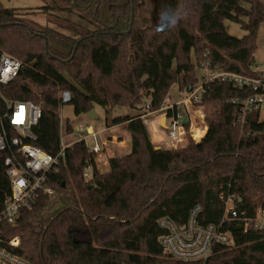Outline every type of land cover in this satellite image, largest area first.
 <instances>
[{"label": "trees", "instance_id": "trees-1", "mask_svg": "<svg viewBox=\"0 0 264 264\" xmlns=\"http://www.w3.org/2000/svg\"><path fill=\"white\" fill-rule=\"evenodd\" d=\"M45 1L31 14L61 19L58 28L26 21L0 1V56L21 62L18 76L0 85V134L4 126L9 137L17 136L4 120L7 103L32 102L41 107L34 144L58 156L62 132L74 130L60 119L62 94L69 92L67 104L76 116L102 106L107 128L122 126L130 151L110 156L102 171L87 142L66 147L47 173L46 185L55 197L43 195L22 208L14 224L2 221L0 247L32 264H264V230L244 223L264 209V112H243L244 101L254 94L251 88L205 84L201 105L214 107L206 117L207 133L200 141L188 134L187 144L176 149H155L143 114L110 115L116 107L140 105L144 113L161 111L174 86L182 94L202 81L206 63L209 70L264 84V74L254 69L264 4ZM226 21L247 34L230 35ZM7 155L0 151V214L12 194ZM230 195H236L239 217L224 220ZM198 206V222L221 226L234 244H218L211 257L193 263L166 256L159 221L183 225ZM17 237L19 244L10 246Z\"/></svg>", "mask_w": 264, "mask_h": 264}, {"label": "built area", "instance_id": "built-area-1", "mask_svg": "<svg viewBox=\"0 0 264 264\" xmlns=\"http://www.w3.org/2000/svg\"><path fill=\"white\" fill-rule=\"evenodd\" d=\"M21 62L7 54L0 56V85H5L14 80L20 71ZM202 81L189 91L181 94L179 101L167 99L161 111L157 113H144L141 118L148 125L149 116L152 114L163 115L166 118L165 130L168 143L173 149L179 148L184 142L186 129L193 125L196 115L202 118L203 128L206 129L204 112L201 113V102L205 92V84L210 82H229L239 88H251L254 94L249 96L243 105L244 116L250 112H264V84L262 80L232 72L209 70L208 63L201 67ZM71 100L69 92H63L62 102L67 104ZM41 117V107L32 102H9L4 120L16 132L17 136L9 137L7 130L2 129L0 134V151H8L4 160L6 172L11 181V197L6 201L0 214L2 221L14 224L22 208L32 206L43 195L54 198L56 192L46 185L47 173L58 164L59 158L64 156L63 147L56 157H52L39 149L34 142L37 135L34 127ZM185 118L188 125H184ZM207 130V129H206ZM72 144L93 139L94 145L90 146L93 153L99 155L104 151L108 141L98 142L99 132L89 133L87 128L79 126L73 130ZM71 144V145H72ZM88 173V172H87ZM86 178L89 175L86 174ZM223 198V195L221 196ZM236 195H230L225 201V218H238ZM202 208H194L187 222L177 225L169 219H161L159 226L164 229V234L159 238L163 253L183 263H193L207 260L212 256L214 247L218 244L233 245L234 239L229 232L221 230V226L202 225L198 222ZM244 216V214H243ZM245 228L253 225L255 229L264 230V209H260L255 219H244ZM17 239L10 242V246H17ZM0 264H32L5 248L0 247Z\"/></svg>", "mask_w": 264, "mask_h": 264}, {"label": "rangeland", "instance_id": "rangeland-1", "mask_svg": "<svg viewBox=\"0 0 264 264\" xmlns=\"http://www.w3.org/2000/svg\"><path fill=\"white\" fill-rule=\"evenodd\" d=\"M0 1L3 3L5 7L18 10V12L22 14L24 20L26 21L30 22L31 20V22H35L44 26L49 25L55 28H58L57 26H60V23L64 24L61 19L58 20L54 16H48L41 13L31 14V11H36L37 9L45 6L46 5L45 0H0ZM260 1L264 4V0H260ZM225 26L228 33L232 36L242 38L247 34V32L236 23L226 21ZM254 69L264 74V24H262L258 30L257 50L255 53ZM170 96H171L170 101L172 100L179 101L181 93L179 92L177 86H174L172 88L170 92ZM138 107H116L114 108V110L111 112L110 115L112 117H116V116H136V115L144 114L142 108L143 105H140ZM213 109H214L213 104L201 106V113L204 112V116H205L204 119L205 124H206L207 115L210 113V111H213ZM93 110L96 111V114L98 116L97 119H90L87 117V114L76 116L74 114L72 106L65 104L62 106L61 109L60 119L63 125L69 122L73 126L74 130L78 129L79 126H82L84 128H87L89 133H93V132L101 133L98 142L101 143L103 139H105L104 141H108V143L107 146L104 148V151L101 154L97 155V161L100 163L99 165L100 169L102 171H106L108 169L107 162L110 156H113L114 154H125L130 151L129 142H128L129 138L126 131L120 125L112 126L110 127V129L107 128L106 126L107 114H106V110L102 106L97 105L96 108ZM158 116L159 114H152L151 116H149L147 122L148 125L146 126L148 128L150 138L152 139L155 146L158 148H161V146H163V148L166 149H173L172 145L168 143L166 132H164L163 129H161L160 131L158 128V125L156 123ZM196 116L197 117H194V120H192L194 124L193 125L191 124L186 129V136L190 134L194 140L200 141V138L205 137L206 129L208 128H207V124L205 130L201 128L200 126L203 127V122L201 121L202 118H200V116L198 115ZM262 116H263V112H262ZM152 117L155 118L152 119ZM158 138H160L159 141ZM161 138H166L165 140L163 139V142L166 143L165 145H162L163 143L161 141L162 140ZM75 140L76 139L74 138V133L63 134L62 132L63 147L71 145ZM87 144L89 146H93L94 145L93 139L87 140ZM186 144L187 141L184 140L183 143H180V146H184ZM88 173L91 172L88 171ZM15 239H17L20 242L19 237L14 238L13 240Z\"/></svg>", "mask_w": 264, "mask_h": 264}, {"label": "water", "instance_id": "water-1", "mask_svg": "<svg viewBox=\"0 0 264 264\" xmlns=\"http://www.w3.org/2000/svg\"><path fill=\"white\" fill-rule=\"evenodd\" d=\"M87 117L90 119H97L98 118L95 110H92L91 112H89L87 114ZM165 122H166V118L164 117L161 121V126L165 127L166 126ZM184 125H188V119L187 118H185V120H184ZM155 149L158 150L160 148L156 147Z\"/></svg>", "mask_w": 264, "mask_h": 264}, {"label": "crops", "instance_id": "crops-1", "mask_svg": "<svg viewBox=\"0 0 264 264\" xmlns=\"http://www.w3.org/2000/svg\"><path fill=\"white\" fill-rule=\"evenodd\" d=\"M155 117H152V119H154ZM164 118V116L163 115H159L158 117H157V121H156V123H157V125H158V128H159V130L161 131V129H163V131L164 132H166V130H165V127H163V126H161V121H162V119ZM110 129V128H109ZM100 133V132H99ZM199 133V132H198ZM206 133H207V130H206ZM205 133V134H206ZM100 135H101V133H100ZM199 136H201V135H199ZM102 139V138H101ZM162 140V145H165L166 143L165 142H163V139L165 140L166 138H161ZM202 138H200V140H201ZM103 140H105V139H103ZM160 140V138H158V141ZM161 148H163V146H161ZM166 149V148H165Z\"/></svg>", "mask_w": 264, "mask_h": 264}, {"label": "bare ground", "instance_id": "bare-ground-1", "mask_svg": "<svg viewBox=\"0 0 264 264\" xmlns=\"http://www.w3.org/2000/svg\"><path fill=\"white\" fill-rule=\"evenodd\" d=\"M200 125V124H199Z\"/></svg>", "mask_w": 264, "mask_h": 264}]
</instances>
